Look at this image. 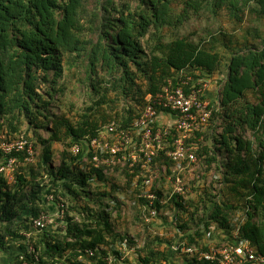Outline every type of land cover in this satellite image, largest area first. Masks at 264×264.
<instances>
[{
  "label": "trees",
  "instance_id": "16d2710c",
  "mask_svg": "<svg viewBox=\"0 0 264 264\" xmlns=\"http://www.w3.org/2000/svg\"><path fill=\"white\" fill-rule=\"evenodd\" d=\"M246 11L264 23V0H0V138L11 142L24 136L32 150H41L36 168L25 162L27 147L0 153L2 164L15 158L25 166L14 173L13 182L0 173V254L8 256V262L13 251L31 246L37 261L26 257L35 264H107L109 256L113 264H127L118 261L126 257L119 251L126 241L135 248L139 264H170V246L176 240L155 236L138 244L113 224L105 203L119 204L117 192L135 179L138 187L147 189L143 182L149 174L142 179L139 164L129 167L130 158L124 160L125 189L120 188L110 181L105 164L94 166L88 144L104 127L128 131L143 112L146 96L177 88L187 95L220 75L209 121H220L222 130L213 128L207 143L202 126L187 144L197 143V159L209 169L216 165L221 178L216 188L210 186L214 195L203 188L197 202L171 198L175 238L193 244L210 226L230 235L237 223L230 222L228 211L239 209L240 234L264 255V39L257 44L255 33L253 40L240 41L220 31L194 41L176 33L202 14L217 17L224 12L234 27L241 26ZM67 71L92 94L91 103L76 118L51 112L67 88L68 81L62 82ZM155 108L158 115L171 113ZM174 133L168 137L170 144ZM247 133L252 140L243 137ZM55 145L63 147L57 167ZM75 145L80 152L74 156ZM84 154L89 159L86 167ZM98 157L104 163L109 156ZM93 182L95 187L109 185V192L98 186L88 190ZM223 190L231 199L221 204ZM150 191L161 196L153 185ZM45 195H53L63 210L57 230L34 226L47 213ZM141 195L134 217L146 230L144 218L137 215L150 202ZM233 199L241 206L234 207ZM153 205L158 206L157 201ZM191 224L197 230H190ZM86 250L94 256L79 261Z\"/></svg>",
  "mask_w": 264,
  "mask_h": 264
},
{
  "label": "built area",
  "instance_id": "2783aa9c",
  "mask_svg": "<svg viewBox=\"0 0 264 264\" xmlns=\"http://www.w3.org/2000/svg\"><path fill=\"white\" fill-rule=\"evenodd\" d=\"M206 89V84H202L200 88L191 90L187 95L181 88H177L174 91L164 89V94H159L156 97L147 96L143 112L133 122L128 131H116L113 127H109L106 129L108 134L103 135V133H100L98 138L91 140L88 144V149H91L94 154L92 160L95 167H97L99 155L102 157L104 154H108L114 159L117 154H121V148L118 147V144L127 141L128 136L131 137V135V138L139 141L136 156L142 158V160L139 159L140 162L143 161L142 168L149 164L151 166L152 163L158 161L159 157H164L173 165L172 191L168 196L157 197L155 193L150 191L154 180L158 177V173L155 171L149 172L148 178L143 182L148 191L142 194L141 197L144 196L150 202L148 206L143 207V212H148L152 218L162 214L164 207L170 203L173 196H183L185 193L181 174L186 167L197 161L196 151L198 149L196 144H187V142L195 132L205 126L211 117L209 103L202 99ZM156 106H161L171 112L164 113L166 116L172 117L173 124L171 128H164L159 123ZM164 114L161 113L160 115L163 116ZM173 131L175 132L173 137L170 136L172 142L168 148H165L163 143L165 140L168 141V137ZM108 136H111V138H108ZM111 140H114L113 143ZM26 147L27 157L25 162L31 163L33 159L32 147L23 138L11 142L5 140L0 142V153L7 155L12 151L21 152ZM71 152L74 156L77 155L80 152L79 146H73ZM17 162L15 158H10L6 160L5 164L0 163V173L12 172L18 165ZM45 201L46 203H54V196L45 195ZM154 201H157L158 206L153 205ZM59 206L60 204H57V207ZM56 215L62 217L63 210H58ZM51 223L52 220L43 213L34 221V226L43 230L51 229ZM242 223L243 220H239L230 235H223L221 230H218L215 226H210L202 239H196L193 244L189 245L185 241L174 242L170 246L171 261H175L176 264H264V255H260L252 244L240 234ZM125 242L119 247L122 254H125V251L130 247ZM26 254L32 255L36 259L34 249L30 246L24 252L17 254V264H35L27 259ZM93 256V251L86 250L77 259L81 262L88 261V258ZM124 259L125 257L122 255L118 261L121 263ZM105 261L107 264H113L115 260L109 256L105 258Z\"/></svg>",
  "mask_w": 264,
  "mask_h": 264
},
{
  "label": "rangeland",
  "instance_id": "374dc122",
  "mask_svg": "<svg viewBox=\"0 0 264 264\" xmlns=\"http://www.w3.org/2000/svg\"><path fill=\"white\" fill-rule=\"evenodd\" d=\"M250 15L251 14H249V12L246 11L244 15L245 20L243 24L241 26L234 27L232 22L229 21V19L226 17V13L224 12H221L217 17H212L206 14L205 15L202 14L198 18L191 19L184 27L176 31V33L180 35H189L194 41H197L199 38H202L203 36H207V34L218 33L220 31H226L232 33L235 36V38H238L240 41H243L244 37H246V39L253 40L252 38L253 35L257 33L258 37L255 38V40L253 41L259 44L261 40L264 39V23L252 19ZM233 28L235 29L234 32L232 31ZM70 76H69V72L67 71L64 75V78L62 79V82L64 83L68 81V84L66 83L67 88L65 89L64 94L60 96L57 105H53L51 112L53 114H56L57 112H65V114H67L71 118H76V116L81 112V110L91 103L90 100L92 94L88 86L83 87V84L80 85V83L78 82V76H74V77H70ZM101 78L104 79V77ZM222 79L223 77L220 75V76H216L213 79L204 81V83L207 86V91H209V94L206 92V95L204 96V100L209 104H214V102L217 101L218 98L217 94L220 90V83ZM146 98L147 96L145 97V99ZM249 98L250 101H253L251 97ZM158 119H159V123L164 128L169 129L172 127L173 124L172 117H168L164 114L163 116L159 115ZM209 126L212 128L210 131L208 130ZM219 126H220V121L210 122L208 120L202 131L203 133L206 134L205 135L206 140L209 139L207 143H210L211 141L210 135L213 128L215 132H221L222 128H220L221 126L220 127ZM113 128L115 129V126ZM105 129L106 127L102 129L103 135L108 134ZM27 137L30 139L31 134L29 133ZM128 137L129 138L127 141H125L124 143L120 142V144H118V147L121 148V153H122L120 158L116 157L112 159V157H110L108 154H104L109 157L106 159L103 158L104 163H102V161H100V158L98 157L97 165L100 163L105 164L107 166L106 174L110 178V181L114 182L120 188L125 189L124 186L125 180H124V176L122 175V170L125 165L124 160H128L130 158L133 164H130L129 167H132L135 164H139L140 167L139 175L142 177V179H144L145 176L147 177L149 172L155 171L156 173H158V177L153 182V190H155L156 192L158 191L161 196H168L172 191L171 183L173 176V165L170 164L164 158L159 157L158 161L152 163L151 166L149 164L145 168H142L141 165L143 164V161L140 162L142 158H137L136 156L139 141L134 138H131L132 136L131 137L128 136ZM243 137L247 141L252 140L251 135L249 133L244 134ZM21 138H23V140H27L24 136ZM108 138H111V136H108ZM202 139L203 138L198 137V141L200 143H203ZM4 140H5L4 137L0 138V142H3ZM112 141L113 140H111V142ZM192 144L197 145V143L195 142H192ZM169 145L170 143L167 140H165L163 146L165 148H168ZM62 150L63 147L61 145L54 146L53 165L56 167L60 163L61 160L60 155L62 153ZM32 153H33V159L29 165H32L34 166V168H36L37 158L38 156H40L41 150L39 148L34 149L32 150ZM84 153L86 154V151ZM85 154L83 155L82 162L85 164L86 167L89 163V159L85 157ZM0 163L2 164V161H0ZM21 167L24 168L25 166H23L22 164L21 165L18 164L12 172L10 173L5 172L4 173L5 178H7L9 182H13L14 173L18 171L19 168ZM40 171L42 172V170ZM220 174L221 171L218 170L216 165H213L209 169L197 159V161L194 164H190L188 167H186L181 174L183 178V187L185 190V193L182 197L184 198V200H194L195 202H197L199 201L198 200L199 195L203 193L202 191L203 188L207 189L208 192L213 193V190L210 189V186L214 188L217 187V182L221 178ZM39 181L42 182L41 180ZM97 186L102 187L101 189L102 191L106 190V192H109L110 190L109 185H104L105 189L100 184ZM97 186L95 187L93 182L91 184L92 188H88V190L94 192L97 190ZM57 188L60 187L57 186ZM45 190L47 189L45 188ZM147 191L148 190L141 187V185L138 187V182L135 179L129 188L125 190L120 189L117 192V198L119 199L118 200L119 204H114L112 202L109 203L108 201H106L105 203L109 204L108 210L111 212L113 224L118 228V230L122 234L128 236L130 239L135 240L137 243L139 242L140 244H142L146 239L150 237L152 239L155 236H159L160 238H166L167 240L177 241V238H175V234L178 231V229L173 223L176 212L172 209L174 208V206H172L171 203L166 205L162 211V214L157 216L156 218L149 217L148 215H146V213H143V211H141L140 213L141 215H137L138 219H141L139 218V216L144 218V224L148 225V228L146 230H144L143 224L141 225V223L135 219L134 217L136 215L135 210H137L136 198L138 199L139 198L138 196L140 194H144ZM230 199L231 198L229 196V192L227 190H223V193L219 197L218 202H221L222 204L223 202H226ZM231 202L234 207L238 205L236 208L241 206V203L236 204L235 199L231 200ZM53 204L56 206L55 203ZM45 205L44 207L46 209L47 207ZM46 212L47 213L45 214L52 220V223L50 225L52 230H57L58 227L62 226L61 219L63 220V217L61 218L60 215H56V213H51L48 210ZM231 212L232 211H228V214L230 213V217L228 218L230 222L237 223L239 220H241L242 213L241 211H239V209L232 213ZM200 227L202 229V226H199V229ZM189 228L190 230L193 229L197 230L196 227L193 226V224L189 225ZM124 255L126 256L125 262H127V264H139V261L137 260L138 255L137 253H135V248L129 247V249L125 251ZM5 258H7L5 255L0 254V262ZM170 264H176V262L170 260Z\"/></svg>",
  "mask_w": 264,
  "mask_h": 264
},
{
  "label": "crops",
  "instance_id": "0c3cea01",
  "mask_svg": "<svg viewBox=\"0 0 264 264\" xmlns=\"http://www.w3.org/2000/svg\"><path fill=\"white\" fill-rule=\"evenodd\" d=\"M206 92L209 94V91L206 90ZM45 206L48 208L49 212H51V213H57L56 211L59 210L58 207H56L57 205L55 206L53 203L47 202ZM15 248H17V246H15ZM19 252L20 251H13L12 256L9 255L10 261L8 262V256H7V258L1 260L0 264H14V263H16L15 262L16 256Z\"/></svg>",
  "mask_w": 264,
  "mask_h": 264
},
{
  "label": "clouds",
  "instance_id": "9594fccd",
  "mask_svg": "<svg viewBox=\"0 0 264 264\" xmlns=\"http://www.w3.org/2000/svg\"><path fill=\"white\" fill-rule=\"evenodd\" d=\"M207 90V89H206ZM206 90H205V92H206ZM243 217V216H242ZM242 219V218H241ZM243 220V219H242ZM243 224V223H242ZM216 227V226H215ZM241 227V226H240ZM223 235H225V233H223Z\"/></svg>",
  "mask_w": 264,
  "mask_h": 264
}]
</instances>
